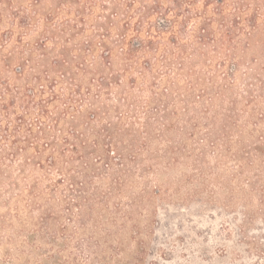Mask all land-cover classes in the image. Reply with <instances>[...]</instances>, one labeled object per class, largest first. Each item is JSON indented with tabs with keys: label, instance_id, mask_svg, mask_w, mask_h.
<instances>
[{
	"label": "rangeland",
	"instance_id": "374dc122",
	"mask_svg": "<svg viewBox=\"0 0 264 264\" xmlns=\"http://www.w3.org/2000/svg\"><path fill=\"white\" fill-rule=\"evenodd\" d=\"M0 264H264V0H0Z\"/></svg>",
	"mask_w": 264,
	"mask_h": 264
},
{
	"label": "trees",
	"instance_id": "16d2710c",
	"mask_svg": "<svg viewBox=\"0 0 264 264\" xmlns=\"http://www.w3.org/2000/svg\"><path fill=\"white\" fill-rule=\"evenodd\" d=\"M107 54H108V53H107ZM98 87H99V90L103 89V88H102V87H103L102 83L98 84Z\"/></svg>",
	"mask_w": 264,
	"mask_h": 264
}]
</instances>
